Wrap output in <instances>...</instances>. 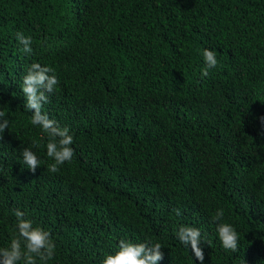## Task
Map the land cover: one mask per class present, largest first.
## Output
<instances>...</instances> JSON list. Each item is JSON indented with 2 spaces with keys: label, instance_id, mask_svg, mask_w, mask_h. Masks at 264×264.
Segmentation results:
<instances>
[{
  "label": "trees",
  "instance_id": "obj_1",
  "mask_svg": "<svg viewBox=\"0 0 264 264\" xmlns=\"http://www.w3.org/2000/svg\"><path fill=\"white\" fill-rule=\"evenodd\" d=\"M205 48L218 60L207 77ZM34 62L60 81L43 111L73 134L57 173L24 107ZM0 110V247L19 209L51 232L49 264H101L120 239L160 243L157 264H200L180 225L200 229L203 264H264V0H0Z\"/></svg>",
  "mask_w": 264,
  "mask_h": 264
},
{
  "label": "clouds",
  "instance_id": "obj_2",
  "mask_svg": "<svg viewBox=\"0 0 264 264\" xmlns=\"http://www.w3.org/2000/svg\"><path fill=\"white\" fill-rule=\"evenodd\" d=\"M15 39L22 46L21 50L26 55L33 52V40L31 36H25L22 32L15 33ZM202 57L205 67L201 75L207 77L209 70L218 65L217 53L214 50L203 49ZM22 92L25 97V109L31 112L30 123L41 130L40 141L47 138V156L53 161L48 165L50 173H57L60 166L71 162L74 156L73 134L69 127L61 126L58 121L49 118L43 111L45 104L49 103V97L56 91L60 81L55 74V69L39 62L31 63L26 75L22 78ZM264 126V117L259 118ZM9 121L6 113L0 110V141L3 140V133L7 130ZM32 147H40L36 139L32 141ZM23 162L33 173L40 166V159L29 147L21 149ZM176 216H181V210H172ZM15 232L6 247H0V264H49L56 255V244L51 232L44 227L34 225L33 221L26 214L16 209ZM225 211L219 208L212 216L216 223L218 239L225 249L233 252L237 250L239 235L232 224L222 222ZM178 240L186 247H190L192 256L196 261L203 264L205 254L201 248V231L198 228L180 225L177 229ZM162 245L150 240L134 242L131 239H120L117 250L113 254H106L101 264H157L164 258L161 251Z\"/></svg>",
  "mask_w": 264,
  "mask_h": 264
}]
</instances>
